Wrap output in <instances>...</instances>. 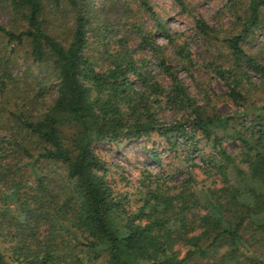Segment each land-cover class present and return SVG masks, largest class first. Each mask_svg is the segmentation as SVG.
Wrapping results in <instances>:
<instances>
[{
    "label": "trees",
    "instance_id": "obj_1",
    "mask_svg": "<svg viewBox=\"0 0 264 264\" xmlns=\"http://www.w3.org/2000/svg\"><path fill=\"white\" fill-rule=\"evenodd\" d=\"M51 1L66 3L73 17L72 31L62 38L43 19ZM99 1L105 0H12V19L25 23L21 31L3 25L0 15V36L8 46L27 45L29 59L50 69L57 88L48 106L30 112L31 100H18L19 88L12 90L19 79L9 53L0 52V239L8 246L0 248V264H264V98L250 100L251 72L264 96V62L243 48L264 19V0H251L248 13L238 17L241 30L223 40L230 62L215 66L249 126L191 97L165 48L141 27L140 47L157 58L169 84L125 47L107 51L110 65L98 68L87 54L90 37L111 30L107 22L95 23L104 9L95 6ZM175 2L186 9L185 0ZM141 5L173 43L153 6ZM197 28L219 41L203 19ZM164 107L176 113L174 122L158 119ZM154 134L171 150L179 139L190 140L195 151L205 140L212 147L207 172L219 174L223 186L199 192L185 180L175 193L153 186L148 174L139 206L131 210L129 193L109 183L97 146ZM227 139L239 142L241 152L228 153ZM55 164L64 170L59 182L55 171L44 175L43 168ZM246 178L257 184L246 187Z\"/></svg>",
    "mask_w": 264,
    "mask_h": 264
},
{
    "label": "rangeland",
    "instance_id": "obj_2",
    "mask_svg": "<svg viewBox=\"0 0 264 264\" xmlns=\"http://www.w3.org/2000/svg\"><path fill=\"white\" fill-rule=\"evenodd\" d=\"M11 1L0 0L2 24L9 29L21 31L25 23H17L12 19ZM146 1L153 6L162 24H165L163 28L165 27L167 33L172 35L173 43L168 41L167 36L162 33L163 29L157 26L144 7H141V0H105L95 4L96 7H104L103 11L97 14L95 23L107 22L111 30L102 29L91 35L88 56L96 62L98 68H106L110 65L106 61V52L115 53L125 47L124 51L131 52L134 59L144 60L147 69L153 72L158 80L166 85L169 84L158 69L157 58L149 48L142 50L140 47L142 39L136 26L141 27L155 36L156 44L165 48V56L178 69L179 76L191 97L201 106L207 105L210 111L235 117L233 121L236 123L249 126L251 120L243 116L242 109L227 96V87L218 77L215 66L226 67L225 65L229 64V51L223 40L241 30L238 17H244L248 13L251 0H185L187 6L185 10L175 0ZM70 15V7L66 3H61L59 6L51 1L47 4L43 19H46L47 24L51 26L52 32L62 38L72 31L73 17ZM198 19H203L207 23L214 32L213 36L219 38V41L205 38L199 32ZM243 48L249 55L264 62V19L243 43ZM1 51L9 53L12 75L19 79V82L12 86L14 88L11 87L15 92L19 88L20 94L17 99L23 102L25 98H29L31 101L28 100L30 105L27 109L30 112H38L48 106L57 96V88L51 80L50 69L32 63L27 45L8 46L7 40L2 36H0ZM250 74L253 79L250 100L256 102L264 96L260 90L259 77L252 72ZM35 96L40 98L35 100ZM176 118V113L168 107L162 108L159 112L158 119L162 124H170ZM190 143V140L179 139L177 149L171 150L164 140L154 134L128 145L121 141H106L98 145L97 149L107 164L109 183H112L118 192L129 193V206L131 210H136L141 192L145 190L144 184L149 183L148 174L152 175L149 178L154 181L153 186L161 184L163 188L171 189L175 193L182 190V182L185 180H190L192 190L196 188L199 192L204 188L215 189L223 186L219 174L207 172L206 160L212 154V147L207 146L205 140L200 139L198 149L195 151ZM224 147L233 156L241 152V144L232 139L225 140ZM43 169L44 175L55 171L59 174L55 180L59 182L63 179L64 170L60 169V165H49ZM233 172L238 173L234 170ZM29 175L33 187H36L35 176L31 171ZM252 183L257 184L246 178L243 184L247 187L253 186ZM2 241L0 239V248L5 251L8 246ZM186 250L182 249V254H185ZM201 262L197 260L193 264H202Z\"/></svg>",
    "mask_w": 264,
    "mask_h": 264
}]
</instances>
